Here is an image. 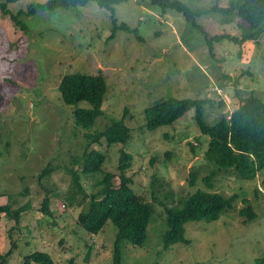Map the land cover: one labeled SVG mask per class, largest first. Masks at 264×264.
<instances>
[{"label":"rangeland","instance_id":"374dc122","mask_svg":"<svg viewBox=\"0 0 264 264\" xmlns=\"http://www.w3.org/2000/svg\"><path fill=\"white\" fill-rule=\"evenodd\" d=\"M45 1L9 3V15ZM181 1L192 10H207L217 2ZM218 4L227 7L229 0ZM111 15L97 2L39 10L19 16L24 31L0 11V206L30 205L19 225L1 215L0 257L13 244L16 250L0 264H21L39 251L50 253L55 264H115L118 228L109 221L99 235H92L80 227L78 216L90 202L68 206L67 167L74 156L84 154L87 131L104 129L124 114L131 128L126 143L109 145L102 139L91 145L108 155L103 169L116 173V184L121 149L131 153L127 175L153 206L146 242L140 247L125 242L121 264H264V168L251 180L218 170L209 188L203 178L215 169L204 157L210 137L198 127L194 109L173 124L153 131L145 127V110L161 98L207 99L204 116L210 124L230 117L252 94L264 101V33L244 45L215 43L212 58L201 30L178 11L153 6L151 0L123 2L116 7L117 25L124 23L129 30L118 29L115 38ZM197 23L211 37L242 38L248 28L238 16L216 13ZM75 73L103 75L109 86L104 114L90 130L78 127L73 116L76 108L90 104L67 106L58 90L62 78ZM47 166L52 175L41 181ZM193 169L199 171L195 186L189 184ZM103 178V173L83 175L87 192H99ZM199 188L239 198L217 221L187 223L189 244L165 250V207L179 205ZM47 198L52 199V216L42 211ZM246 199L257 214L252 221L240 215Z\"/></svg>","mask_w":264,"mask_h":264},{"label":"trees","instance_id":"16d2710c","mask_svg":"<svg viewBox=\"0 0 264 264\" xmlns=\"http://www.w3.org/2000/svg\"><path fill=\"white\" fill-rule=\"evenodd\" d=\"M18 0H3L0 11L9 15V3ZM128 0H47L33 3L27 12L11 15L10 19L24 31L27 26L19 21V16L27 13L35 15L39 10L54 11L60 8L68 9L77 6H88L97 2L102 9L111 12L114 21V33L118 29L129 30L124 24L117 25L116 7ZM153 6L163 10L170 9L181 13L188 23L201 30L205 36L208 51L215 58V43L231 40L244 45L248 41H258L264 33V0H229V6L221 7L217 2L207 10H192L181 0H151ZM212 13L225 16H238L247 25V30L242 38L229 34L210 36L197 23L198 18ZM111 37V38H112ZM115 38V37H114ZM109 86L103 75L68 74L65 75L58 90L62 101L67 106L87 102L90 108H76L73 112L75 123L78 127L90 130L97 124L98 119L104 114V104ZM207 99L200 98H161L154 105L145 110L148 130H155L162 125H170L178 121L188 111L195 110V119L202 133L209 135L208 148L204 153L205 160L215 166V169L203 178L209 188H213V177L218 170L235 175L241 179H254L259 171L264 168V101L261 97L252 94L244 98L239 107L230 117H221L215 124L207 122L204 116V105ZM124 114L121 119H114L104 129L87 131L88 143L83 155L74 156L71 166L67 167L71 175L70 188L66 194L69 207L85 206L90 202L88 209L78 216V224L92 235H99L113 221L118 228L115 242V264H121L122 245L128 242L134 246H142L147 240L148 227L153 215V206L146 202L132 187L133 180L127 175V170L132 166L133 156L123 148L118 163L119 183L114 172L104 171V164L108 155L99 149H92L93 143H100L106 139L109 145L126 143L131 137V128L125 122ZM76 165H79L76 167ZM103 173L102 189L94 194H89L83 183V175ZM199 171L193 169L189 173V184H197ZM52 175V169L47 166L40 174V180ZM153 197L156 198L153 192ZM238 194L226 198L221 193L205 189H196L188 194L179 205L165 207L167 230L163 235V248L166 250L179 243L189 244L185 239L186 224L189 222H214L220 219L223 212L233 209L238 200ZM51 198L43 204V213L52 216ZM245 207L240 211L247 221L257 218L253 207L245 200ZM30 205L13 209L9 204L0 206V217L5 215L20 224L22 216L29 210ZM16 250L13 244L8 253L0 257L5 262ZM21 264H55L53 257L48 252H35L23 259Z\"/></svg>","mask_w":264,"mask_h":264},{"label":"built area","instance_id":"2783aa9c","mask_svg":"<svg viewBox=\"0 0 264 264\" xmlns=\"http://www.w3.org/2000/svg\"><path fill=\"white\" fill-rule=\"evenodd\" d=\"M216 90L220 93V90L218 88H216Z\"/></svg>","mask_w":264,"mask_h":264}]
</instances>
